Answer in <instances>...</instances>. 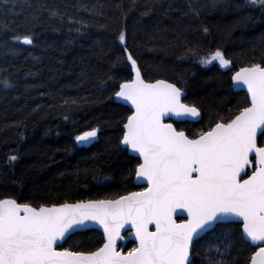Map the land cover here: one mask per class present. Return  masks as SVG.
Here are the masks:
<instances>
[{
    "label": "trees",
    "instance_id": "obj_1",
    "mask_svg": "<svg viewBox=\"0 0 264 264\" xmlns=\"http://www.w3.org/2000/svg\"><path fill=\"white\" fill-rule=\"evenodd\" d=\"M0 25L8 26L0 27V199L33 206L143 189L131 174L138 159L120 144L132 111L114 93L134 79L125 47L144 80L176 83L185 102L200 108V120L178 125L190 136L246 106L247 94L234 91L232 76L264 64V7L248 0H0ZM28 32L34 45L12 39ZM216 48L233 61L230 69L199 63ZM91 127H99L98 141L82 148L74 138ZM103 241L100 231L88 230L63 246L91 251ZM233 244L224 258L246 264L252 248L238 235ZM196 260L202 264L204 256Z\"/></svg>",
    "mask_w": 264,
    "mask_h": 264
},
{
    "label": "snow or ice",
    "instance_id": "obj_2",
    "mask_svg": "<svg viewBox=\"0 0 264 264\" xmlns=\"http://www.w3.org/2000/svg\"><path fill=\"white\" fill-rule=\"evenodd\" d=\"M248 2L264 7V0ZM12 39L34 45L31 32ZM119 40H125L123 31ZM125 52L135 79L114 93L133 109L120 144L136 154L131 174L146 187L113 199L50 205L0 199V264H197L201 255L202 264H230L224 257L235 250L237 235L252 248L246 264H264V64L241 67L232 76L235 88L246 89V106L190 136L178 125L200 118V108L185 102L187 94L176 83L144 80L126 47ZM199 62L224 69L233 64L220 48L206 51ZM99 131L91 127L75 142L90 144ZM91 223L103 229L102 246H63ZM126 229L136 243L124 251L118 243Z\"/></svg>",
    "mask_w": 264,
    "mask_h": 264
},
{
    "label": "water",
    "instance_id": "obj_3",
    "mask_svg": "<svg viewBox=\"0 0 264 264\" xmlns=\"http://www.w3.org/2000/svg\"><path fill=\"white\" fill-rule=\"evenodd\" d=\"M124 33H125V32H124ZM119 43H120V45L123 46V47L126 46V34H125V40H124V42L122 43V42L119 40ZM26 46H31V45H26ZM134 79H135V71H134ZM232 84H233V88H234V91H235V92H244V93H246V89H238V88H235V87H234V82H233V80H232ZM246 94H247V93H246ZM116 102L119 103V104H122V105H124V106H126V107H128L131 111H133L132 106H131L129 103H127V102H125V101H120V100H118L117 98H116ZM200 118H201V117H200ZM200 118L192 119V120H186V121H193V122H195V121L200 120ZM98 138H99V133H98V137H97V139L94 140L92 143L87 144V145H81V144H79V146L82 147V148H89V147L93 146L94 144H96V142L98 141ZM121 146H122L123 149L128 150V149L126 148V146H123V145H121ZM128 153H129V155H131V156L137 158L136 154L132 153L130 150H128ZM137 159H138V158H137ZM135 183H136V185H137L138 187H140V188H144V187H146V181H143L142 179H141V180H138L137 177H136V181H135ZM140 191H141V190H140ZM136 192H138V191H136ZM88 230H98V231H100V232L103 234V229H102V227H100L98 224H95V223H91V224H89V226H88L87 228L82 229V230H79V231H77L76 233L85 232V231H88ZM76 233H74V234H76ZM74 234H73V235H74ZM126 234H127V229L122 233V235L125 236V239L122 240V241H120V242L118 243V246H119V247H120L121 245H124V246H125L128 242L136 243L133 237H131V236H126ZM103 235H104V234H103ZM122 249L124 250V247H122Z\"/></svg>",
    "mask_w": 264,
    "mask_h": 264
},
{
    "label": "rangeland",
    "instance_id": "obj_4",
    "mask_svg": "<svg viewBox=\"0 0 264 264\" xmlns=\"http://www.w3.org/2000/svg\"><path fill=\"white\" fill-rule=\"evenodd\" d=\"M200 63V62H199ZM217 65V66H219V64L218 63H216V62H213V64H211V65H208V66H205V67H210V66H212V65ZM220 67V66H219ZM221 68V67H220ZM221 69H223V70H228V69H224V68H221ZM213 255H215L214 253H213Z\"/></svg>",
    "mask_w": 264,
    "mask_h": 264
}]
</instances>
